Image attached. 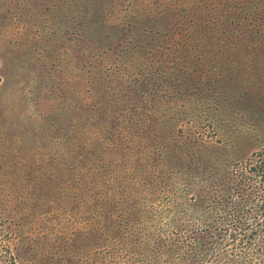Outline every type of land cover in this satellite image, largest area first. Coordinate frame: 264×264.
Segmentation results:
<instances>
[{
  "label": "rangeland",
  "instance_id": "1",
  "mask_svg": "<svg viewBox=\"0 0 264 264\" xmlns=\"http://www.w3.org/2000/svg\"><path fill=\"white\" fill-rule=\"evenodd\" d=\"M242 18L249 27L264 24V0H0V226L8 214L10 220H5L6 225L16 232V242L5 246L7 252L15 259L26 257L27 264L59 263L58 258H63L61 264H71L77 252L86 255L82 247L92 244L99 256L110 259L107 250H112L103 246V240L108 237V242L116 244L111 235L120 232L109 227L107 210H103L101 169L77 170L78 183L54 197L53 215H58L57 219L41 224L38 218L23 214L26 189L15 184L23 181L29 171L38 175L36 162L62 167L65 173L61 175L67 182L69 177L75 180L73 167L79 164L81 167L100 163L98 166L103 168L104 163L108 169L121 166L118 176H114L124 192L130 193L139 191L144 174L157 178V185L161 186L156 190L158 196L166 193L168 184L177 183L179 188L169 191L179 194L186 190L193 196L192 201L200 202L204 218L211 211L213 219L214 215L223 214L214 199L224 197L222 194L226 195L232 184L235 211L241 209L240 194L258 196L264 184L263 175L249 172V167L255 164L251 153L260 150L264 156V92L255 84L257 71L244 66L237 70L230 62L232 54L238 52L233 48L247 49L246 37L235 33V25ZM189 20L204 24L197 44L202 36L211 44L209 50H197L193 58L185 61L186 71L197 65L198 76H186L187 72L183 76H176L175 72L167 75L172 66L163 62L164 47L158 42L148 52L154 64L140 61L126 42L134 24L139 35L144 36L141 30L151 28L156 30L155 37L164 41L160 23L172 24L176 29L177 24ZM212 31L215 36H204ZM214 40L217 42L213 45ZM182 43V38L174 39L172 47L182 50ZM198 48L202 49L199 44ZM202 51L208 54L201 56ZM205 62L218 68L215 73L219 75L212 70L208 74L220 76L215 96L208 98L215 100L212 107L218 105L223 115L219 125L211 126L212 118L206 116L209 104L200 98ZM257 65L258 78L264 80V58ZM116 66L119 75L128 77L133 72L139 93L135 101L139 106L134 111L131 102L132 114H123L126 119L113 123L122 128L109 131L105 122H113L111 116L120 115L114 100L121 80L111 79ZM190 82L193 87L189 90L196 88L192 96L188 92ZM229 90L236 97L250 90L248 104L230 102L225 96ZM234 108L241 115L236 117ZM155 118L160 121L158 129ZM179 167L186 168L180 172ZM243 175L254 178L239 180ZM161 176L169 178L160 183ZM214 177L221 180L215 182ZM76 185L84 188L82 195H76ZM89 188L94 189L86 190ZM87 191H92L91 197L84 194ZM223 207H227V202ZM142 213L147 216L146 209ZM235 216L231 214L227 220L235 221ZM211 231L212 255L217 258L209 262L203 256V264H264V236L249 237L243 245L224 238L219 246L214 241L213 226ZM201 235L204 241L206 230L202 229ZM1 237L0 227L3 243ZM174 239L177 240L172 242L169 256L160 257L156 249L153 264H182L175 258L179 239ZM129 240L130 253L126 257L139 256V247L133 238ZM43 242H49L47 254L42 250ZM51 247L58 250L52 252ZM62 247L67 251L60 253ZM239 249H248L250 255L243 256V262H239L242 257L233 254ZM119 252L122 259L114 253L116 259L123 260L124 245Z\"/></svg>",
  "mask_w": 264,
  "mask_h": 264
},
{
  "label": "trees",
  "instance_id": "2",
  "mask_svg": "<svg viewBox=\"0 0 264 264\" xmlns=\"http://www.w3.org/2000/svg\"><path fill=\"white\" fill-rule=\"evenodd\" d=\"M191 9L194 12H198L193 8ZM190 17L193 16L191 15ZM243 20L244 18L240 19V21H238V23L235 25V33L236 35H242L246 37L247 49L243 50L242 47L238 49L233 48L235 52L236 50L238 52L232 54V56L230 57V62H234V67L237 70L240 69V67L244 66L247 69L257 71L255 84L260 90L264 92V80L258 78L260 70L259 66L257 65L258 60L264 58V24H258L257 28L253 26L249 27V25H246ZM134 25H132L133 27H131L129 35L126 38V42L127 44H129L131 49L136 51V57H140V61L144 63L145 61H151L150 63L154 64V58L151 56V54H148V52H151L152 49L157 45L156 42H158V45L164 47L162 48L163 52H160L163 62L168 63L172 66L171 72L167 75H172V72H175L177 74L176 76H183L182 73L184 72H187L186 76L199 75L198 69L196 67L197 65L190 66L187 71L184 67L187 66V64H185V61L193 58L195 56V52L199 50L198 44L202 47V50H204V47H206L205 50H209V46H211V44H208V40L203 39V36L202 38H200L201 41H198L197 44L196 38L201 31V27L204 25L202 21L199 23V25H196L195 20L182 22V24H177L176 29L172 28V24L163 26L160 23V25L158 26H160V29H164V41L156 38V30L152 31L151 28H148L147 30H141V33H144V36L139 35V28H134ZM207 34H210V36H215V33L213 31L210 33L206 32L204 36H206ZM180 38L183 39L184 43L182 44H184V48L182 50L176 51L175 48L172 47V41L174 39L178 41V39ZM223 41L224 40H221V42ZM215 42L217 41L214 40L213 45L215 44ZM236 46L241 45L233 44V47ZM201 54V56H206L208 53L206 51H202ZM209 60H211L212 63L215 62L213 59ZM201 62L203 64V59L201 60ZM224 62L226 61L224 60ZM191 67H195V69L192 70ZM217 69L218 68L216 67H209V64L205 62L203 71L204 78L202 79L203 83L201 85V87H203V96H200V98L201 100L204 99V101L209 104V106H206V116L212 118L210 120L211 126L219 125V122L223 117L222 113L219 111L218 105L212 107L215 103V100H208L209 97L215 96V89L219 86L218 81L220 79V76L216 78L214 76V73ZM209 70H212L214 73L208 74ZM221 73L222 70L220 71V74ZM111 79L112 81H114L115 79L121 80L117 87L115 93L116 98L114 100L116 108L120 112V115H112L111 119L113 122H110V120L105 122L106 124H108L105 125L106 130L109 131H112L115 128H122V125H114L113 123L118 124V121L126 119L123 114H126L128 116L129 114H132L133 111L129 110L133 109V107L130 105L131 102H133L135 105L134 111L137 110V106H139L137 101H135V97L139 95V93L138 85L135 84L136 81L133 72L129 73L128 77L119 75V69L118 66H116ZM137 82L139 83L138 80ZM187 84L188 90L193 87L192 82ZM122 86H127L128 88H122L120 90ZM208 88L210 91L208 90ZM194 90H196V88ZM194 90L188 91L191 96ZM209 93L213 95L209 96ZM229 93L230 90L225 93V96L230 102L236 100L238 103L239 101H241L242 103L248 104V101L250 99V90L238 97ZM189 97L190 96H188V98ZM127 104L130 105L128 109L125 107V105ZM234 110L235 108L232 111L233 114L236 115V117L241 115L240 113H235ZM135 117L138 119V123L140 124V117L137 114ZM153 120L154 123L157 122L155 126L158 129L160 121H158L157 118ZM130 153H132V151H129V154ZM250 157H253V161L255 164L249 167V172H255L257 175H263L261 178L264 181V156H262V153L259 150L257 152L251 153ZM36 163L38 165L36 168V173H38L39 176L34 172L29 171L27 173V177L23 179V181L15 184V186L26 189L23 191L25 193V196L27 197L26 201H24L25 209L24 211H22L23 214H25L29 218L31 216L38 218L41 224H44L45 220L47 219H57L58 215H53V213L56 211V209L52 205L54 197L60 196L59 193H63L64 190L68 189V186H71L73 185V183L78 181L77 174H75L77 170H103V195H101L103 196V210H107V214L109 216V227L115 231H120L118 234L115 233L114 235H111L112 241L116 244L108 242V237L103 240V246H107L112 250V252L110 250H107L110 259L99 256L100 253H96V251H94L95 247L92 244H89L85 247H82L83 251H86V255L81 252H77L76 255L78 256H75V262L72 261L71 264H153L156 262L154 254L157 248L160 257L170 255V252L172 250L171 243L174 240H177L174 239L175 237L179 239L176 245L178 255L175 256V258L180 259L182 261V264H203V261L201 260L203 256L207 258L209 262H213L214 258L212 255V249H214V242L212 241L211 231L212 226L216 235V239H214V241L217 240L219 246L224 238H227V242L233 243L236 241L240 242L239 244L243 245L245 242L244 240H247L249 237L256 236L259 238V235H261V237L264 236V184L261 187L258 196L252 195V197H250V195L247 193L240 194L241 199L239 200V204L241 210L237 209L236 211L233 205L235 186L234 184H232V188L226 195L220 193L224 197H219L218 201H215L214 199V203L217 207L222 209L223 214L220 213L219 215H214L213 219L212 211L210 212V216H206L205 218L203 215H201L199 209L200 202L197 200L192 201L193 196L188 195L186 193V190L182 189L181 191H179V194L173 190L169 191L170 189H178L179 187L176 186L177 183L168 184V190L166 191V193H162V196H158L156 190L160 189L161 186L157 185L159 184L157 182V178H153L147 176V174H144V180L140 183L141 186L139 187V191L137 193H134L133 191L130 193L129 191L124 192V190L119 186L118 178L114 176H118L117 172L121 170V166H117L116 169H114L113 167L112 169H108L106 168L104 163L103 168L98 166L100 163H92L90 165H83L81 167V164H79L73 167L75 180L69 177L71 175L70 174L67 175L69 177L67 182V178L63 179V176L61 175V172H64L62 167L58 166L59 168H57L56 166H52L51 163L43 161L41 164H39L38 162ZM161 164H163V160ZM25 167L27 169H30V165H26ZM185 168L186 167H179V169H181L180 172H183ZM164 170L165 168L163 169L162 173H165ZM168 172H171L170 168L168 169ZM128 178L130 181H132L131 175H129ZM168 178L169 177L167 176H161L159 178V182L162 183ZM253 178L254 177L243 175V178H240L239 180H253ZM214 179L216 180L215 182H219V180H221V178L219 177H214ZM105 187L110 190L104 189ZM50 189L52 191L48 192V190ZM93 189L94 188H89L86 190ZM83 190L84 188L80 187L79 185H76L74 187V191H77V196L82 195ZM91 193L92 191H87L84 194H87L89 195L88 197H91ZM36 195L37 197H35ZM226 202L227 207L225 208L223 207V203ZM211 208L213 209L214 206H212ZM144 209H146L147 211L146 217H144V214L142 213ZM252 211H254L253 214ZM231 214L236 215L234 217L235 221L227 220V218L230 217ZM238 214L240 215V217H238ZM18 216L19 214H17L16 216L15 214H11V217ZM8 219L9 218L7 214L5 216V220ZM203 219L205 220L203 221ZM5 220L0 226L2 230L1 239H3V243L0 242V264H27L26 257L23 260L15 259L14 255H12L10 251L7 252L8 247L5 248V246H8L12 242H16L14 238L16 232L12 227L6 225ZM202 229L206 230L207 233L206 239L204 241L201 235ZM129 238H133V243L139 247V256L126 257L128 252L130 253ZM119 242L121 244H118ZM122 245L125 246V258H123V260H117L116 255L120 257L119 248ZM181 246H183V249L181 248ZM219 246H215L216 249ZM203 247L205 250H203ZM44 249L45 254L50 252L49 242H43L42 250L44 251ZM57 250L58 249L51 247L52 252H55ZM247 250L239 249L233 254H237L239 258L242 257V259H239V262H243V256H250L247 253ZM63 251H67L66 247H62L60 253H63ZM120 258L122 259V257ZM62 259L63 258H58L59 263L55 262L51 264H61ZM215 259L216 258H214V260ZM29 264L40 263L29 261Z\"/></svg>",
  "mask_w": 264,
  "mask_h": 264
},
{
  "label": "bare ground",
  "instance_id": "3",
  "mask_svg": "<svg viewBox=\"0 0 264 264\" xmlns=\"http://www.w3.org/2000/svg\"><path fill=\"white\" fill-rule=\"evenodd\" d=\"M218 21V20H217ZM189 24V23H188ZM219 24V23H217ZM211 26V25H210ZM218 33V32H217ZM260 33V32H259ZM204 35V34H203ZM200 47V46H199ZM219 48V47H218ZM200 50V49H199ZM202 50V49H201ZM125 52V51H124ZM241 57V56H240ZM217 60V59H216ZM217 64V63H216ZM151 103V102H150ZM220 184V183H219ZM229 188V187H228ZM232 188V187H231ZM245 209V208H244ZM241 210V209H240ZM162 224V223H161ZM156 227V226H155ZM172 244V243H171ZM208 251V250H207ZM216 252V251H215ZM217 258V257H216Z\"/></svg>",
  "mask_w": 264,
  "mask_h": 264
}]
</instances>
